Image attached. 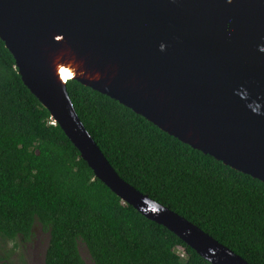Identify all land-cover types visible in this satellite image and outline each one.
Here are the masks:
<instances>
[{
  "label": "water",
  "instance_id": "95a60500",
  "mask_svg": "<svg viewBox=\"0 0 264 264\" xmlns=\"http://www.w3.org/2000/svg\"><path fill=\"white\" fill-rule=\"evenodd\" d=\"M0 39L23 83L124 203L210 264H252L122 179L66 83L264 182V0H0Z\"/></svg>",
  "mask_w": 264,
  "mask_h": 264
},
{
  "label": "trees",
  "instance_id": "16d2710c",
  "mask_svg": "<svg viewBox=\"0 0 264 264\" xmlns=\"http://www.w3.org/2000/svg\"><path fill=\"white\" fill-rule=\"evenodd\" d=\"M66 87L122 179L248 262L264 264V182L77 80ZM35 225L49 232L45 264H86L80 244L94 264H210L95 176L0 39V237H28Z\"/></svg>",
  "mask_w": 264,
  "mask_h": 264
},
{
  "label": "flooded vegetation",
  "instance_id": "af4514ba",
  "mask_svg": "<svg viewBox=\"0 0 264 264\" xmlns=\"http://www.w3.org/2000/svg\"><path fill=\"white\" fill-rule=\"evenodd\" d=\"M40 225H35L28 237L17 235L5 239L9 243L7 253H0V264H45L50 236L46 237Z\"/></svg>",
  "mask_w": 264,
  "mask_h": 264
},
{
  "label": "rangeland",
  "instance_id": "374dc122",
  "mask_svg": "<svg viewBox=\"0 0 264 264\" xmlns=\"http://www.w3.org/2000/svg\"><path fill=\"white\" fill-rule=\"evenodd\" d=\"M43 231L44 232L43 233L41 232V233L44 236L49 237V232L45 231V230H43ZM8 245H9V243L7 242V240L0 237V253H7L6 249H7ZM79 252H80L81 257L83 258V260L85 261L86 264H94L89 253H88V250L84 244L79 245Z\"/></svg>",
  "mask_w": 264,
  "mask_h": 264
},
{
  "label": "bare ground",
  "instance_id": "6f19581e",
  "mask_svg": "<svg viewBox=\"0 0 264 264\" xmlns=\"http://www.w3.org/2000/svg\"><path fill=\"white\" fill-rule=\"evenodd\" d=\"M70 74H71V73H69L67 70H64V71H63V78H64V79H69V77L71 76Z\"/></svg>",
  "mask_w": 264,
  "mask_h": 264
},
{
  "label": "built area",
  "instance_id": "2783aa9c",
  "mask_svg": "<svg viewBox=\"0 0 264 264\" xmlns=\"http://www.w3.org/2000/svg\"><path fill=\"white\" fill-rule=\"evenodd\" d=\"M182 255V254H181Z\"/></svg>",
  "mask_w": 264,
  "mask_h": 264
}]
</instances>
